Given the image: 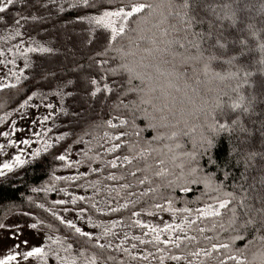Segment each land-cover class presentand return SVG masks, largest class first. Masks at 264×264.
<instances>
[{"label": "snow or ice", "instance_id": "obj_1", "mask_svg": "<svg viewBox=\"0 0 264 264\" xmlns=\"http://www.w3.org/2000/svg\"><path fill=\"white\" fill-rule=\"evenodd\" d=\"M47 7L40 0H0V27L20 37L30 21L43 19L38 12ZM57 7L64 11L63 5ZM67 7L76 10L77 22H87L88 27L81 30L85 33L82 44L89 52L86 59L58 76L35 62L29 64L25 55L52 53L53 49L30 44L20 53L25 55L23 68L18 72L9 69L3 78L10 76L15 82L0 79V89L23 87L22 79L27 81L24 70L31 69L34 90L25 94L21 109L34 98L46 109H53L47 100L54 96L61 105L55 111L77 121L88 111L95 113L91 127L102 134L84 140L91 134L82 131L77 135L78 123L69 122L66 131L44 142L43 151L60 145L62 151L54 149L49 154L62 167L86 166V171L56 176V180L96 177L76 185L93 189L91 197L60 189L70 197L76 221L92 211L121 216L108 224H93L92 215H87L86 223L101 229L94 235L73 219L45 209L69 231L46 235L44 243L29 246L27 238L20 239L22 229L16 225L17 231L12 233L16 250L10 249L0 264H11L18 257L24 261L35 258L40 264H49V260L55 264H149V257L157 259L152 252H137L135 244L132 250L123 246L129 238L127 232L118 244L108 239L118 235L113 229L134 227L148 229L145 236L151 234L150 241L133 235L140 244L154 241L177 250L178 254H172L156 246L158 264H165V258L177 264H264V0H121L115 7L112 0H70ZM4 55L0 51V57ZM0 64L14 65L15 60H0ZM178 84H183L185 93L179 102L171 91H181ZM52 114L44 115L40 123ZM138 118L144 122L143 129ZM148 129L155 133L151 139L142 137ZM8 134L0 132V136ZM225 136L231 144V158L226 154L224 160L217 161L212 149L217 139ZM185 138L191 142L190 149L182 143ZM70 142L86 146L87 150H78L80 159L70 156ZM205 155L223 180L202 169L200 158ZM31 156H40V150H33ZM26 163L21 155L13 156L11 163L0 164V177L6 178V173ZM199 183L214 193L208 195L211 203L195 210L173 206L175 189L187 192L188 184ZM41 190L54 189H33ZM66 203L69 201L64 199L53 201ZM148 209L171 213L173 222L165 221L161 228L139 219L146 211L155 215ZM63 211L73 210L65 207ZM122 211L129 213L127 221ZM177 212L186 214L179 223L175 222ZM205 220L211 221L210 227L197 224ZM38 224L43 221L36 220L28 227L36 229ZM2 228L4 224H0ZM189 232L199 233L208 246H198L199 237ZM164 233L167 238L162 240ZM222 233L227 235L222 237ZM242 233L251 239L243 249L234 247L236 241L246 239ZM21 246L24 251L19 250ZM252 248L256 251L249 260ZM113 252L123 255L117 257Z\"/></svg>", "mask_w": 264, "mask_h": 264}, {"label": "trees", "instance_id": "obj_2", "mask_svg": "<svg viewBox=\"0 0 264 264\" xmlns=\"http://www.w3.org/2000/svg\"><path fill=\"white\" fill-rule=\"evenodd\" d=\"M41 3H47V9H40L38 14L43 17V19L39 22H31L30 26H27L24 34L20 36L21 39H35L44 43H47V47H51L53 49L52 53H39L36 52L32 56L33 62L41 65L42 67L51 70L52 72H56L57 75H63L70 68L74 66L77 62H83L86 59V56L89 54L88 49L82 44V40L84 38L85 33L81 30L86 29L88 27L87 22L79 23L76 21V10L69 9L67 4L70 0H55V3H51L50 0H40ZM107 2V0H106ZM121 0H112V6L115 7L119 4ZM57 5H63L64 11H59ZM2 31L11 32V30H6L3 27H0ZM80 31V32H78ZM65 43L68 46H65ZM78 46V48H77ZM66 47V48H65ZM26 77L27 81L22 80L21 84L23 87L18 86L17 88H5L0 89V93L8 92L10 90L19 91L22 93L21 96L10 97L8 102L9 105L4 107V109H0V114L3 110L13 108L22 100L26 98V93L30 94L31 90H34L31 83V69H26ZM178 88L181 91H176L172 89V94L177 98L179 102L184 98L183 84H178ZM22 91V92H21ZM6 102V103H8ZM66 103H71V101H67ZM96 112L99 113L100 110L97 108ZM103 115L102 113H100ZM95 115L92 111H88L82 114L78 121L76 117L69 116L62 112H57L54 118V124L50 127V131H48V135L51 134H61L63 131L67 130V126L69 122L78 123L77 135H80L83 132H89L91 135L84 136V140H90L92 135L102 134L99 130L94 131L91 127L92 117ZM137 123L140 128H144V122H142V118H138ZM155 133L148 129L145 132H142V137L146 139H151V136ZM63 143V142H62ZM182 143L185 144L187 149L192 147L191 142L185 138ZM77 146H82V148L87 150L86 146L82 143L77 145L75 143L70 142V147L72 151L76 149ZM92 147L95 149V140L92 141ZM54 149H59L62 151L60 145H54L53 148H50L48 152L40 151V156L38 157H29L26 159L27 163L14 168L12 172L6 173L5 177H0V224L4 222V220L10 216L12 213L16 211H22L25 213H29L33 215L37 220L43 221V224H38L37 229L40 231L47 232L53 235H60L61 233L68 232L69 230L60 225L58 221H56L51 213L46 211L45 209L51 208L53 211L59 214L60 210H63L65 207H68L75 211V208L70 203V197L65 196L63 192L60 191L61 188H64L66 191L73 193L75 195H86L91 197L93 194V189L91 188H78L77 184H84L85 180L95 179L94 175H89L88 177L82 178L78 181H69V180H56L54 177L56 176H70L73 174H64L61 175L60 172L65 170L66 168L61 166V162L54 160L53 156L49 153H52ZM77 149V154L78 150ZM231 144L227 140L226 136L223 140L217 139V143L215 148L212 149L213 158L217 161H222L226 158V154L228 158H231ZM57 151V154H59ZM71 151V152H72ZM79 156V155H78ZM80 159V156L79 158ZM207 155L200 158V165L204 171L215 178L219 175L220 179L223 180V175L218 171L216 167L207 163ZM85 166V165H82ZM232 171L235 173L236 169L233 168ZM230 183V182H229ZM188 191L182 192L179 189H175L173 192V206L176 208L189 207L195 210L196 208L202 207L204 203H211L208 200V195H214V193L208 192L205 189L203 183L199 184H188ZM46 189L52 188V191H33V189ZM64 199L65 201H69L65 205L53 204V201ZM99 199V197H96ZM163 204V201H157ZM43 204L44 208H40L39 205ZM79 205H82L85 208H89L90 205L84 201H78ZM115 206V202L113 203ZM148 211H153L156 213H162L161 211L155 209H148ZM169 213V212H166ZM171 214V213H170ZM87 215H92L93 224L103 223L108 224L110 219H120L121 214H106L100 212H88L85 215V225L81 226L77 222V225L82 227L84 230L92 231L93 234H98L101 229H94L91 225L86 223ZM122 215L124 221L128 220L129 213L127 211H122ZM142 215H147V211L142 213ZM186 215L184 213L177 212L176 217L182 219L183 216ZM75 222V221H74ZM51 224L52 228H49L48 225ZM197 224L201 227H210L211 221L205 220L204 222L197 221ZM114 232H117L118 235L116 237H108L109 240H112L114 244L120 243V237L124 235L125 232L128 233V241L123 246L132 250V245H136L135 251L140 252L143 250L144 252H152L157 259H153L149 257V264H158V257L160 253L156 252V246L166 249L172 254H178L177 250L172 249L170 246H165L163 244L155 245V242H151L148 244H140L138 240H133L132 236H140L142 239L151 240V234L145 236L144 233L148 232V229H141L139 227L134 228H124V229H113ZM206 235L214 236L213 232H206ZM188 235H197L199 237L198 246L207 247V243L203 240V237L199 236V233L189 232ZM222 237L226 236V233L221 234ZM242 235L246 236V239L242 241H236L234 247L244 248L248 241L251 239V236H248L246 233H242ZM162 239V238H161ZM163 240V239H162ZM103 242V241H102ZM155 245V246H154ZM196 245H188L189 248H193ZM183 247V246H182ZM256 251L255 248H252L248 253L249 260L252 259L251 253ZM117 257L123 255V253L113 252ZM132 264H138V262H132ZM139 264H143V262H139ZM165 264H177L175 261L168 260L165 258ZM179 264H183V261L179 262ZM258 264V261L255 262Z\"/></svg>", "mask_w": 264, "mask_h": 264}, {"label": "rangeland", "instance_id": "obj_3", "mask_svg": "<svg viewBox=\"0 0 264 264\" xmlns=\"http://www.w3.org/2000/svg\"><path fill=\"white\" fill-rule=\"evenodd\" d=\"M80 32V31H78ZM37 46L43 45L47 47V43L27 38L21 39L15 36L12 32L2 31L0 29V51H4L5 55L0 57V60H15V64L3 65L0 64V79L5 83H14V78L8 76L6 79H3L8 73L9 69L12 71H19L22 69L25 63V55L29 64H31L32 56L34 53H27L25 55H21L20 53L23 49L29 45ZM65 46L68 44L65 43ZM12 48L13 51L9 52L8 49ZM19 48L20 51H16ZM66 48V47H65ZM78 48V46H77ZM26 76V69L24 70ZM23 80V79H22ZM22 92V91H21ZM22 93L19 91L10 90L8 92L0 93V109H4L9 105V98L14 96H21ZM26 99V98H24ZM23 99V100H24ZM18 102L16 106L10 109L3 110L0 114V132L9 133L8 136H0V145L3 147L0 148V164L5 162H12V157L15 155H21L22 159H27L31 157V153L33 150H43L45 141H53L57 134L48 135V131L50 127L54 124V118L61 105L56 97L51 96L47 100L48 103L53 104V109H46L39 98H34L33 101L29 102V106L21 109L19 104L23 102ZM8 102V103H6ZM33 105H39V107H34ZM50 112L53 114L50 116V119L40 123L41 118L44 115H48ZM13 129H15L13 131ZM35 133H39L36 135ZM28 139L31 141L28 145L22 143L23 140ZM8 140H12L13 143L8 144ZM82 148V146H77L74 151L70 153V156L74 159H78L79 156L77 154V149ZM21 149H23V153H21ZM14 169V168H13ZM86 171V166H81L79 169L72 168L61 171L60 174H75L77 172ZM60 215H63L66 219H73L79 225L84 226L85 221H76L74 217V211L69 213H65L63 210L59 211ZM139 219L143 220L146 223H150L153 225H158L161 228L163 227V222L172 223L173 216L170 213L162 212L156 213L153 216L142 215ZM36 218L22 211H16L8 216L2 224L5 225V228L0 229V258H3L4 255L8 254L9 250L15 251L16 249L13 247L15 243H17L15 237L12 235L13 232H16V225L21 226L22 234L20 235V239L27 238L29 240V246H39L44 243V237L49 234L44 231H40L37 228L31 229L28 227L29 224L36 222ZM180 219L175 217V222L179 223ZM179 234V233H177ZM162 239L167 238V233L161 235ZM20 251H24V247L21 246ZM11 264H40L35 258H30L28 261H24L21 257L17 258V261L11 262ZM49 264H55L54 261L49 260Z\"/></svg>", "mask_w": 264, "mask_h": 264}]
</instances>
